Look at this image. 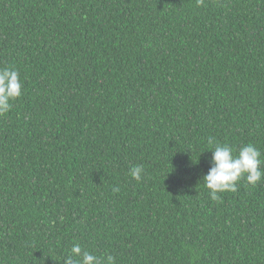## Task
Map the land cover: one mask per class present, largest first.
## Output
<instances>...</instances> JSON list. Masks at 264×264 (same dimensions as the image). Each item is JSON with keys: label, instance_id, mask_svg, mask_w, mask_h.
Masks as SVG:
<instances>
[{"label": "trees", "instance_id": "1", "mask_svg": "<svg viewBox=\"0 0 264 264\" xmlns=\"http://www.w3.org/2000/svg\"><path fill=\"white\" fill-rule=\"evenodd\" d=\"M3 68L0 264H264V179L203 182L215 143L264 159V0H0Z\"/></svg>", "mask_w": 264, "mask_h": 264}, {"label": "clouds", "instance_id": "2", "mask_svg": "<svg viewBox=\"0 0 264 264\" xmlns=\"http://www.w3.org/2000/svg\"><path fill=\"white\" fill-rule=\"evenodd\" d=\"M23 83L20 74L14 68L0 69V115L6 114L12 107V101L22 95ZM210 146L213 140L208 141ZM261 151L251 145H242L238 153L226 144L215 143L210 161V168L203 177V182L210 190L211 199L219 201V193L237 191V183L243 177L255 186L264 179V159ZM144 168L135 165L130 169V176L139 181L142 179ZM114 191H119L115 188ZM63 264H102L101 259L92 252L84 250L80 244H74L64 258ZM104 264H115L111 255L105 258Z\"/></svg>", "mask_w": 264, "mask_h": 264}]
</instances>
